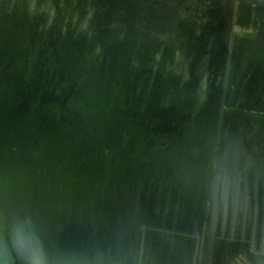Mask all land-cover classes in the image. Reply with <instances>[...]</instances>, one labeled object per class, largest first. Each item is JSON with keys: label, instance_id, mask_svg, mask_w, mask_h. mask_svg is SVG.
<instances>
[{"label": "water", "instance_id": "water-1", "mask_svg": "<svg viewBox=\"0 0 264 264\" xmlns=\"http://www.w3.org/2000/svg\"><path fill=\"white\" fill-rule=\"evenodd\" d=\"M236 5L0 0V264H176L170 243L194 264L208 237L250 257L209 228L264 210V150L244 166L232 131L237 114L264 136V29L244 27L264 7Z\"/></svg>", "mask_w": 264, "mask_h": 264}, {"label": "rangeland", "instance_id": "rangeland-1", "mask_svg": "<svg viewBox=\"0 0 264 264\" xmlns=\"http://www.w3.org/2000/svg\"><path fill=\"white\" fill-rule=\"evenodd\" d=\"M227 7H228V5H227ZM263 7H264V2H261V4L259 6H257V4L256 5L252 4L249 9H262ZM256 16L258 17V19H256ZM263 17L264 16H262V15H254L252 17L254 19V21L250 20L248 25H246L244 27L248 28L251 31L252 30H256V32L252 33V34H257V35L259 34L260 35L261 32H259V30H260L259 27L260 28L262 27L261 30L264 29V19H263ZM259 25H261V26H259ZM245 84L243 85V83H242L243 86H240L241 85V83H240V85H238V87L239 88H244ZM234 116H235V119L233 118L234 119L233 121L236 123V125H232V131L234 132L233 135L240 139L241 143H240V146H239V150L241 148V145L242 146H249V150L246 152L245 156L243 157V165L247 167V166L250 165V162L253 163V164L255 162H257L259 154L264 150V141H263L264 136H262L259 133L257 128H255V127L248 128L244 124L243 119H242V117L240 115L236 114ZM4 123H5V127H7V128H10L12 126V123H10L9 120L8 121L5 120ZM235 137H232V138H235ZM173 139H174V141H177L178 140V135L175 134ZM186 147H187V149H189V147H191L194 150V144H190L189 146H186ZM186 151L188 152V150H186ZM183 153H184V151H183V147L181 145L174 144L173 142H172V144L171 143L169 144L167 153H166L165 158H164V161L166 163V167L168 168L167 169L168 172H172V173L176 174V173H178L177 169H180V170L183 169V166L180 164V161H178V160H180L182 158ZM182 175H184V174L182 173ZM149 197H151V196H149ZM217 203H218V201H216V205H217ZM70 204H75V202L72 201V202H70ZM172 207L173 206H171V208ZM224 207L228 208V205L226 206L224 204ZM224 207H223V210L225 209ZM83 208H85V205L83 203L77 207V209H83ZM211 212L214 213V211H212V210H211ZM224 212H226V211H224ZM216 213H218V211H216ZM216 213H214V214H216ZM99 214L100 213H93V212H89L88 214H86V217H85L86 224L91 229H93V228L94 229L95 228H99L100 229L101 228L103 220H102V218H98V217H101ZM214 214H213V216H214L213 218L214 219H212V223H211V226H212L211 231L212 232H214V229L216 227H218V226L222 229V226H223V223H224V219L221 220L220 223L217 222V216L215 218ZM188 215L192 216V212H189V211L184 212V216L185 217L186 216L189 217ZM76 216H78V215L76 214ZM76 220H77L78 225L80 226V218L78 217V218H76ZM215 220H216V222H215ZM227 223L228 222H226V224ZM214 224H216L215 228H214ZM205 225H206V223H204V226ZM218 232H219V230H218ZM219 234L220 233H218V235ZM214 235H216V234L214 233ZM218 237H220V236H218ZM241 237H242V235H241ZM219 241H220V239L217 238V240H216L217 245L219 244ZM255 251L264 252V251H261V250H255ZM223 258L224 257H222V259ZM235 258H237V257H235ZM224 262H226V261L224 260ZM224 262H222L220 260L219 264H224ZM227 262L231 263V260H228ZM234 264H250V263L248 262V260H245V259L243 260L242 258H240L239 260L234 262ZM261 264H264V259L261 260Z\"/></svg>", "mask_w": 264, "mask_h": 264}, {"label": "flooded vegetation", "instance_id": "flooded-vegetation-1", "mask_svg": "<svg viewBox=\"0 0 264 264\" xmlns=\"http://www.w3.org/2000/svg\"><path fill=\"white\" fill-rule=\"evenodd\" d=\"M231 177L232 176H230L229 178H231ZM218 192L220 195V190H215V192L212 191V193L210 195L211 196H218ZM225 192L226 193H224V195H226L228 193L230 194V190H226ZM238 201L240 203L241 200H238ZM213 202H215V201H213ZM222 202L225 203V198L222 199ZM209 203H210V200H207L208 206H209ZM229 212H232V211H229ZM238 213H239V216H238L239 219H237V221H236V223H237L236 230L237 231H239L238 228H240V230H241V228H243L245 218H247V224H245V226H246L245 231L247 234L246 235V243H247L246 248L250 252V253L248 252L250 257L245 258L243 256V254L239 253V251L237 249L238 246H236L237 243L234 242V241H236V239L229 240L232 243H227L226 239L223 238V240H222V238H221L220 241H223V242H221L222 244L219 241V244L217 245L216 240H213V242H214L213 260L216 264H219L222 257H224V260L228 259V260L232 261L235 259L236 256L242 255L245 258V260H248V262L250 264H261V260L264 259V252L250 250V243L253 240V243H254L255 247H257V250L264 251V210H262L261 212H259V211L258 212H252L251 214H248V216L244 215V210L242 212H238ZM222 214H223V211H222V213H220V218H222ZM256 215H257V217H256ZM211 219H213V217ZM256 219H257V221H256ZM231 221H232V218H231ZM211 223H209L210 224L209 228H212ZM254 223H256V225H254ZM231 224H232V222L227 223V228H229L230 230H231V228H230ZM253 225L257 226L256 230L254 229ZM253 229L255 230L256 233H254ZM239 232H237V233H239ZM231 236H230V238L232 239ZM206 239L208 240L209 237ZM214 239H217V238H214ZM207 243H208V241H207ZM228 244H230L229 247L227 246ZM208 245H210V244H207L206 246L208 247ZM192 249H193V246H189V250H192Z\"/></svg>", "mask_w": 264, "mask_h": 264}, {"label": "bare ground", "instance_id": "bare-ground-1", "mask_svg": "<svg viewBox=\"0 0 264 264\" xmlns=\"http://www.w3.org/2000/svg\"><path fill=\"white\" fill-rule=\"evenodd\" d=\"M235 4H237L236 6H239V7H241V8H243V9H249L250 7H251V5L252 4H255V2H257L258 1V3H257V6H259L260 4H261V2H263L264 0H243V2L241 3L239 0H232ZM251 4V5H250ZM256 5V4H255ZM231 6H233V4H228V7H231ZM258 10V9H257ZM235 202L238 204V200L236 201L235 200ZM239 209H238V205L237 206H235V208L232 210V212H225V213H223L222 214V218H224V223H223V226H222V229H220L219 230V233L222 235V236H226V235H232V236H236L237 234H241L242 235V238H245L246 239V231H245V228H246V226H245V224H247V218H245V221H244V224H243V228H241V230H240V228H238L239 229V233H237V230H236V227H237V223H236V219H238V216H239ZM248 214H251L250 212H248V210L247 209H244V215L245 216H248ZM215 215V218H216V216H220V213L218 214V213H216V214H214ZM256 217H257V215H256ZM227 218V219H226ZM231 218H232V221H231ZM228 220L230 221V222H232V224H231V230L229 229V228H227V224H226V222H228ZM256 221H257V219H256ZM215 223V222H214ZM254 225H256V223H254ZM253 225V227H254V229L256 230L257 229V226H254ZM215 226H216V224H214V228H215ZM245 226V227H244ZM217 229H219L218 227H216L215 228V230H217ZM253 229V230H254ZM255 230H254V233H256L255 232ZM219 234V235H220ZM240 235V236H241ZM206 236H204V238H205ZM211 238H209L207 241H208V244H212L211 243V241L212 240H210ZM214 243V242H213ZM170 245H173V249H176L175 247H177L178 249H177V251H176V254H177V261H176V264H186L184 261L186 260V252L188 251V249H185V247L182 245V244H180V245H178V244H173V243H170ZM68 247V249L67 250H65L66 252L67 251H70V250H72V246H67ZM257 250V247H255V245H254V243H253V240L251 241V243H250V250ZM211 249H208L207 248V246H205V249H204V244H201V246H200V249H198V257L195 259V262H194V264H216L215 262H214V260H212L213 258H212V254H211ZM241 254H243V255H245L244 254V250L242 251V253ZM237 258H235L234 260H232L231 261V263H229V262H224V258L223 259H221V261L222 262H224V264H234V262H236L237 260H239L240 258H242L243 260L245 259L242 255H238V256H236ZM69 264H73L72 262H69Z\"/></svg>", "mask_w": 264, "mask_h": 264}]
</instances>
